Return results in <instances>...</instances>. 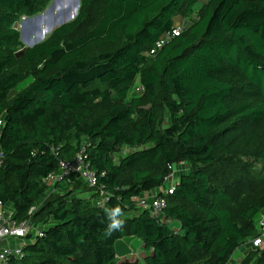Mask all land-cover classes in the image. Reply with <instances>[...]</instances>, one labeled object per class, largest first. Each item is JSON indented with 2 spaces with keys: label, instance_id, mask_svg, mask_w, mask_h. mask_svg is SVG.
Segmentation results:
<instances>
[{
  "label": "trees",
  "instance_id": "16d2710c",
  "mask_svg": "<svg viewBox=\"0 0 264 264\" xmlns=\"http://www.w3.org/2000/svg\"><path fill=\"white\" fill-rule=\"evenodd\" d=\"M52 1L0 0V202L42 229L7 264H139L117 260L133 239L145 264H229L243 245L241 264H264L251 244L264 196L240 193L264 189V0H81L75 21L19 57L16 24ZM179 17L189 25L150 55ZM83 149L103 207L85 184L45 182ZM180 164L162 217L141 208Z\"/></svg>",
  "mask_w": 264,
  "mask_h": 264
},
{
  "label": "built area",
  "instance_id": "2783aa9c",
  "mask_svg": "<svg viewBox=\"0 0 264 264\" xmlns=\"http://www.w3.org/2000/svg\"><path fill=\"white\" fill-rule=\"evenodd\" d=\"M184 30L185 27H178L172 33L164 35L156 43L150 55H156L158 51H160L172 39L178 37ZM1 125L2 123L0 122V126ZM2 164L3 155L0 152V167ZM171 170L172 174L166 179L165 186L149 195L144 194L139 199L140 207L146 210H152L154 216L162 217V210L167 205L165 196L174 193L178 176L187 172V167L185 164H180L179 166H173ZM45 182L52 192H57L60 185H67L72 188L74 184L83 182L90 189L97 190V192L99 191L100 196L96 200V205L99 207H103L109 198L108 193L103 189L97 188L98 179L96 174L90 169L86 149H83L78 153L72 162L62 161L58 173L49 175ZM150 198L152 199V202H149ZM13 214L14 212L6 210V206H3L0 202V264H7L11 257L21 258L23 255V246L25 245L19 244L14 248H9L1 247L2 243H8L10 241H25L30 234H32L33 237L38 235L42 236V229L40 226L34 225L30 221L17 224L13 220ZM251 244L254 249L264 250V217L259 224V235Z\"/></svg>",
  "mask_w": 264,
  "mask_h": 264
},
{
  "label": "rangeland",
  "instance_id": "374dc122",
  "mask_svg": "<svg viewBox=\"0 0 264 264\" xmlns=\"http://www.w3.org/2000/svg\"><path fill=\"white\" fill-rule=\"evenodd\" d=\"M77 1L78 0H53L43 12L39 13L35 17H24L22 18L17 24L16 28L20 31V33L23 34L24 40L21 39L23 47H29L30 43H34L37 40L45 41L47 40L52 33L59 27L63 25V23H70L75 21L80 13L81 10V0H80V6L77 8ZM206 0H203L200 2L196 9L200 8L203 3ZM102 7L96 6L92 13H91V22L88 25V28L91 27L94 24L95 19L101 14ZM70 16H73L74 18L68 21V18ZM41 17V18H39ZM177 23V19H176ZM184 24V23H183ZM182 24V25H183ZM179 27V26H178ZM183 27V26H181ZM187 27V26H186ZM87 30V29H85ZM23 50H20L17 52V55L20 57ZM138 91V90H137ZM130 150L128 148H125L123 151V154H128ZM262 165L261 162L256 163V170H261ZM240 192V191H239ZM243 195L244 202L248 203L249 205L255 203L258 201L259 198L264 196V189L257 188L256 186L253 187V189H249L244 192H240ZM239 193V194H240ZM82 196H85L86 198L90 197L88 194H83ZM180 226L178 225V228ZM22 241H16L13 242V246L16 247L21 243ZM120 245L124 248H128L127 244L125 242H120ZM249 245H243L241 246L235 255L233 256V260L229 264H233L232 262L235 260L234 264H239V260L244 258L249 250ZM142 253V254H141ZM140 254L143 258L141 264H145L144 258L147 255V251L143 250ZM124 257H121L118 255V260L123 259Z\"/></svg>",
  "mask_w": 264,
  "mask_h": 264
},
{
  "label": "crops",
  "instance_id": "0c3cea01",
  "mask_svg": "<svg viewBox=\"0 0 264 264\" xmlns=\"http://www.w3.org/2000/svg\"><path fill=\"white\" fill-rule=\"evenodd\" d=\"M188 20H185L182 17L177 18V26L181 27H186L187 25H189V22H187ZM184 23V24H183ZM183 24V25H182ZM188 171V170H187ZM80 184H85L83 182H80ZM67 185H60L58 187V191L57 192H61V190L65 189ZM150 202H152V199L150 198ZM6 210L12 211L13 209L11 206H7ZM13 242L14 241H10V242H5L1 244V247H9V248H14L13 246ZM122 242H125L124 240ZM22 244H25V241L21 242ZM126 243V242H125ZM127 244V243H126ZM128 248H124L123 246L120 245V243L117 244V260H118V255H120L121 257H124L123 259L118 260L119 262H138L139 264H141L143 258L141 257L142 255V251L145 250L144 248V244L143 242H141V240L138 239H133L131 240V242L129 244H127ZM141 253V254H140ZM246 256V255H245ZM243 258L239 260V264H241ZM145 261V258H144ZM233 264L235 263V260L232 262Z\"/></svg>",
  "mask_w": 264,
  "mask_h": 264
},
{
  "label": "clouds",
  "instance_id": "9594fccd",
  "mask_svg": "<svg viewBox=\"0 0 264 264\" xmlns=\"http://www.w3.org/2000/svg\"><path fill=\"white\" fill-rule=\"evenodd\" d=\"M122 215V210L119 207H116L110 211H108V216L111 220L110 228H118L122 225V220L117 217Z\"/></svg>",
  "mask_w": 264,
  "mask_h": 264
},
{
  "label": "water",
  "instance_id": "95a60500",
  "mask_svg": "<svg viewBox=\"0 0 264 264\" xmlns=\"http://www.w3.org/2000/svg\"><path fill=\"white\" fill-rule=\"evenodd\" d=\"M79 6H80V0L77 1V8H79ZM39 18H41V17H39ZM73 18H74L73 16H70V17L68 18V21L71 20V19H73ZM66 22H67V21H66ZM66 22H65V23H66ZM65 23H63V25H64ZM21 39L24 40V37H23V34H22V33H21ZM41 42H42V40H37V41L34 42V43H30V44H29V47H24L22 53H24L28 48H32V47H34L35 45L40 44Z\"/></svg>",
  "mask_w": 264,
  "mask_h": 264
}]
</instances>
